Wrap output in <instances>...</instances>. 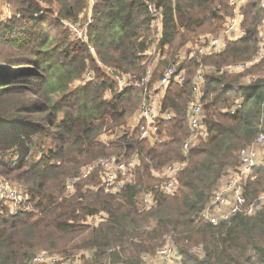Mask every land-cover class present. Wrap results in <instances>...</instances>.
Segmentation results:
<instances>
[{"label": "trees", "instance_id": "1", "mask_svg": "<svg viewBox=\"0 0 264 264\" xmlns=\"http://www.w3.org/2000/svg\"><path fill=\"white\" fill-rule=\"evenodd\" d=\"M93 1V20L85 36L96 54L83 41L68 42L65 36L53 47L48 33L54 29L63 35V20L84 25L90 0H4L15 11L12 17L0 13V176L23 187L34 211L14 215L0 202V264H30L38 248L55 240L70 245L66 251L52 247L61 255L90 250L85 264H146L142 255L154 254L167 235H172L185 264H264V206L218 225L199 218L224 174L238 166L239 151L264 132V71L250 84L239 83L242 75H204L208 135L186 158L183 154L191 130L188 104L194 73L201 65L221 66L256 54L264 18L261 0H251L242 9L245 36L230 41L218 55L183 60L178 72L186 70L185 80L172 81L162 102L175 114L161 126L163 143L142 139L137 124L127 126L139 110L143 89L129 86L121 91L106 67L140 79L148 60L155 58L148 52L154 33L149 4L162 18L159 57H168V48L174 47L171 60L178 54L175 50L195 43L202 32L219 34L234 15L233 7L228 0ZM88 71L90 78L85 76ZM72 82L81 85L70 90ZM57 93L63 97L55 99ZM239 100L243 105L236 113L226 111ZM103 136L114 137L104 141ZM49 138L56 148L44 146ZM134 153L141 165L122 191L105 192L97 169L75 183L72 194L64 193L65 183L84 164ZM176 160H186L187 166L178 174L176 191L166 194L161 190L164 179L154 171ZM258 174L245 186L249 201L264 192V169ZM145 191H152L155 200L148 208L142 206ZM103 213L109 218L99 227L85 223ZM151 222L156 224L148 230ZM200 243L204 258L191 253Z\"/></svg>", "mask_w": 264, "mask_h": 264}, {"label": "built area", "instance_id": "2", "mask_svg": "<svg viewBox=\"0 0 264 264\" xmlns=\"http://www.w3.org/2000/svg\"><path fill=\"white\" fill-rule=\"evenodd\" d=\"M233 7L232 15L225 28L216 35H206L200 37L195 43L187 44L184 52H179L174 61L165 68L163 75L156 82H151L152 73L150 67H146L144 74L140 79H128L119 73H114L112 68L106 67L117 86L124 91L129 86L143 88L142 100L140 102L137 127L140 137L148 139L153 143H163L166 136L161 131L162 124L172 121L175 114L172 110L164 109L162 102L166 95L167 88L172 81L182 84L185 80V69L178 72L183 60L202 55H218L224 51L230 41L237 40L246 35L244 25V16L242 9L251 0H228ZM264 8V0H261ZM94 1L90 0L88 11V20L84 25L73 23L69 20L61 21L66 30L74 35L79 41H83L89 48L90 53L96 54V48L86 40V28L92 23V10ZM149 12L154 17L153 43L148 51L152 56H160L158 44L162 36V18L153 5L149 4ZM20 17V13L17 14ZM258 44L256 54L245 61L229 63L223 66L201 65L194 79V87L188 104V119L190 123V134L183 144V154L186 158L190 150L207 137L208 131L204 126V74L203 70L214 73L228 72L231 74L244 73L251 67L264 61V18L258 26ZM15 37V35H14ZM99 61V60H98ZM100 62V61H99ZM100 64L104 66L103 63ZM90 71L86 73V78L92 75ZM257 75H247V83L250 84L257 80ZM241 100L237 101L231 108L226 111L234 114L242 107ZM141 165V158L138 153L132 154L126 159L116 156H105L97 159L87 165L78 175L68 180L66 185L67 193L75 191V183L92 176L95 170H100L101 187L107 193L116 194L122 191L127 184L131 183L135 172ZM187 166L186 160H176L170 162L162 172L164 179L161 190L166 194H172L177 189L178 174ZM264 169V132H261L256 139L249 145L239 151V164L235 169H229V173L223 182H219L215 187L209 201L202 209L199 218L201 221L218 225L224 222H230L231 219L241 213L245 216L255 214L264 206V192L260 193L254 201H249L246 195V184L249 181H255L258 178V170ZM156 174V173H155ZM0 202L7 205L12 214L18 215L23 212L34 211L33 203L27 194L19 189H11L9 185L0 186ZM155 202L152 191H145L142 197V206L148 208ZM98 216V215H97ZM93 216V218L97 217ZM202 250V246H199ZM85 254H74L71 256L61 255L58 252L50 250H41L36 252L30 261V264H85ZM142 260L146 264H182V255L174 241L168 238L159 246L154 254L144 253Z\"/></svg>", "mask_w": 264, "mask_h": 264}, {"label": "rangeland", "instance_id": "3", "mask_svg": "<svg viewBox=\"0 0 264 264\" xmlns=\"http://www.w3.org/2000/svg\"><path fill=\"white\" fill-rule=\"evenodd\" d=\"M3 3H4V0H0V13H1V15L4 16V14H6L7 17H12V15H14L15 6L12 5V4L11 5L10 4H5L4 5ZM48 33L51 35V44H52L53 47L54 46L56 47L57 45H59L58 44L59 39L60 38H63L64 36L67 37V41L68 42H78V39L74 35H71L68 30H66L63 35L62 34H56V32H55L54 29H50L48 31ZM212 33L213 32H211L210 30H206L205 32H202L201 33L202 35H200V36L201 37H204L206 35H212ZM53 35H54V37H53ZM153 37H154V33H153ZM180 42L181 41H177V45H179L178 43H180ZM184 48H185L184 46H181L178 50H175V51H177V53L184 52ZM174 49H175L174 47L171 50H169V48H168L167 52H168V55L169 56L172 55V51ZM177 55L175 56V58L177 57ZM169 56L168 57L166 56L165 58H164V56H162V57H157L156 56L155 58L154 57H151L148 60V62H147L148 65L147 66L150 67V69L154 72V73H152L151 82L154 83V82L158 81L160 79L159 78L160 73L163 72L164 69L167 68L174 61V60H171L169 58ZM225 64H227V63H225ZM225 64H223V65H225ZM223 65H221V66H223ZM90 68H91V66H90ZM198 69L194 73L195 76H196V74L198 72ZM91 70H93V69H91ZM155 71H156V73H155ZM263 71H264V63L261 62L258 65L249 68L244 73L231 74V73H228V72H223V74L233 75V77H236L237 75H242V76H238L239 83H241V84H247V75H257V76L260 77L261 75H263ZM206 73L207 74H211V73H214V72H211V71H208V70H203V74L205 75ZM153 79L155 81H153ZM80 85L81 84H78L77 82H72L71 85H70V90H76V89L79 88ZM54 97H55V99H60L61 97H63V94L62 93H57ZM60 115H62V112L60 113ZM133 115L134 114H131V116L128 118V125L127 126L129 128H131V129L133 127H136L135 125L137 123L138 110H137L136 115L134 117H133ZM48 137H51V135H49ZM112 137H114V136H112ZM112 137H110V136H103L102 137V140L108 141V140H111ZM44 146L46 148H56V143L54 141H52V140L50 141V138H49V142L44 143ZM99 158H101V157H98L97 159H99ZM96 160H94V161H96ZM94 161H91L90 163H93ZM90 163L84 164L80 168L79 171H82ZM169 163H167L166 165H168ZM166 165L165 166H162L158 170H155L154 171L156 173V175L159 176V177H157L158 179H160V177H162L161 175H162V172L164 171V168L166 167ZM232 169H235V168H232ZM228 173H229V170H227V172L224 174V176L222 177V179H221L220 182H223L224 181V179H225V177L227 176ZM67 183H68V181L65 183V191H64L65 194L67 193V191H66V185H67ZM3 185H9V187L11 189H16V190L19 189L20 191H21V188L20 187H22L21 185H19L17 182L13 181L12 179H10V178L5 179V178H3V176H0V186H3ZM91 218L92 217L87 218V220L85 221V223L87 225H89L91 227V229H93V228L99 227L102 223L106 222L109 217H108V214L103 213V214H100L97 217L93 218L92 221H90ZM155 224H156L155 222H151L150 224H148L146 226V228L148 230L149 229H152L155 226ZM168 238L173 239L172 235H167L166 238H165V240L168 239ZM52 242L53 243H49L48 245H46V246H44L42 248L41 247L38 248L35 251V253L38 252V251L44 250V249L52 251V247H56L59 250H65L66 251V249H68V247L70 246V245H68V246L64 247L66 245V240H62V241L55 240V241H52ZM199 245L203 247V250L199 249V247H198ZM78 252H79L78 254L84 253L85 254V259L86 260H90V256L92 254L90 250H83V251H78ZM191 253L194 254L198 258H204L205 257L204 244L200 243L198 245L193 246V248L191 249ZM181 255H182V264H185L184 263V256H183V254H181Z\"/></svg>", "mask_w": 264, "mask_h": 264}]
</instances>
